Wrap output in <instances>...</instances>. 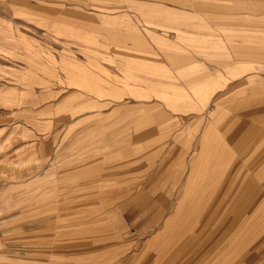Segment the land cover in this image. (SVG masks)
Masks as SVG:
<instances>
[{"label":"rangeland","instance_id":"obj_1","mask_svg":"<svg viewBox=\"0 0 264 264\" xmlns=\"http://www.w3.org/2000/svg\"><path fill=\"white\" fill-rule=\"evenodd\" d=\"M206 128L231 159L190 216L237 213L264 264V0H0V264L132 248L111 214L161 180L176 205Z\"/></svg>","mask_w":264,"mask_h":264},{"label":"crops","instance_id":"obj_2","mask_svg":"<svg viewBox=\"0 0 264 264\" xmlns=\"http://www.w3.org/2000/svg\"><path fill=\"white\" fill-rule=\"evenodd\" d=\"M180 140L181 145H186L184 139ZM197 145L199 150L196 160L187 169L189 177L183 178V175L178 174L179 169L173 170L176 172L173 177L186 178V182H181L176 205L170 202L173 192L167 188L165 181L157 182L155 189H152L155 198L150 199L146 195L150 192L140 189L139 200L121 202L109 220V226L113 229L135 227L136 234L131 239L133 247L88 249L81 255L92 259L91 263L87 260V264H237L238 243L232 238L237 234V213L234 212L229 218H217L215 221L190 216L191 210L200 212L211 209V197L221 196L223 191L216 186L210 189L206 180L212 171V176L219 177L217 179L227 177L219 166L231 159L228 154H220L223 143L212 135L209 128H206L204 137L199 139ZM246 187L248 200L245 209H248L253 203L250 199L253 190L249 186ZM201 190L204 191L203 194ZM227 193L230 194L229 201L226 202L229 205L222 208L237 211V187H228ZM245 220L247 225L248 218ZM213 226L217 228L211 229ZM224 238L226 239L223 240Z\"/></svg>","mask_w":264,"mask_h":264}]
</instances>
